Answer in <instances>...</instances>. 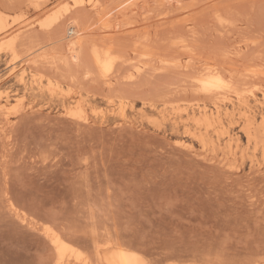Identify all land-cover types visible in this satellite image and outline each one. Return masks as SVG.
I'll return each mask as SVG.
<instances>
[{
  "label": "rangeland",
  "instance_id": "374dc122",
  "mask_svg": "<svg viewBox=\"0 0 264 264\" xmlns=\"http://www.w3.org/2000/svg\"><path fill=\"white\" fill-rule=\"evenodd\" d=\"M21 1L0 0V94L12 120L0 123V264H52L55 257L11 204L86 249L82 236L96 227L162 257L179 246L198 255L209 246L204 254H218L223 264H254L264 250V143L247 142L243 127L246 110L259 122L264 112V0H135V9L134 0H106L108 18L130 30L108 40L128 58L114 67L111 84L85 56L89 43L79 62L33 63L28 49L47 40L41 22L67 16L74 0H36L41 6L26 11L17 7ZM143 6L149 8L145 18ZM117 12L119 20L111 16ZM89 15L102 39V22ZM30 23L33 31L23 35L15 56L7 46L10 28ZM65 30L61 24L53 34ZM146 38L155 59L130 79L142 60L132 48ZM101 39L95 42L108 43ZM69 44L55 48L66 55ZM209 67L240 95L199 93L193 80ZM49 79L60 90H51ZM215 101L221 116L214 114ZM79 106L86 121L69 116ZM206 115L241 137L236 154V145L219 141L211 129L206 138L215 142L217 159L203 158L188 128L199 133L196 121ZM177 140L192 142L193 149Z\"/></svg>",
  "mask_w": 264,
  "mask_h": 264
},
{
  "label": "bare ground",
  "instance_id": "6f19581e",
  "mask_svg": "<svg viewBox=\"0 0 264 264\" xmlns=\"http://www.w3.org/2000/svg\"><path fill=\"white\" fill-rule=\"evenodd\" d=\"M104 2H106V0H88L87 2H85V0H74L72 6L68 7L70 5L69 4L65 9L64 15L66 12L68 13H66L67 16H65L64 18H63V14L60 15L53 14L44 21H42L39 30H42V32L47 35L46 36L47 40L40 42L36 47L28 49V53H29L28 55L30 54L32 55L34 53V56L32 55L30 60H32L33 63H36L38 58L46 61H51L54 63L67 62L68 60H71L72 62H79L82 60L83 56L88 50L90 54H88L87 52L85 56L89 55L88 57H90L91 62L98 70L100 76L106 80L105 81L106 83L111 84L112 82L110 83V81L112 80H110V78L113 76L111 74L113 72L114 67L119 63L120 64L125 63L127 61L126 59L128 58L125 57L126 58L125 59L123 57L124 55H120L121 53L120 54L117 53L118 49L116 48V46L110 45L108 40H113V38H115L114 36L115 35L117 36V33L119 32L124 33L130 30L128 28L124 29L122 26L117 27L116 24L112 22L111 18H108L109 14L112 11L111 9L106 8ZM142 4L144 5V3ZM131 5H133L132 7L135 9L136 7L135 0L132 1ZM40 6L41 4L40 3L37 4L36 0H25V1L22 0L20 3L17 4V7L19 8L20 11H26L29 10L31 7H40ZM143 7L145 8L144 11L145 13L144 18H145L148 15L149 8L148 6H143ZM80 12H83L84 14L80 16L79 15ZM93 13L97 15L96 20L102 22L101 24L102 39L98 37L97 33L94 31L95 28L94 22L92 23L90 21L92 16L89 14H93ZM3 14L4 13L0 8V23L5 21ZM111 16H114L116 20H119L122 17L121 12H117V14L115 15L111 14ZM88 17L90 22H88L87 21L88 19H86ZM85 19L87 24H85L86 23L84 21ZM116 20L113 19V21ZM61 24L66 25V30L65 32H63V35L59 36L60 33L53 34L56 31L57 27ZM33 25H34L33 23H30L17 27L14 26L10 28L12 31H10V33L8 34L9 40L7 42V46L15 56H18L17 44L21 40L23 41L22 38L23 35H25L30 31H33L32 30ZM97 39L107 41L108 43H100L101 42L100 40L99 42H95ZM65 40H70V44L67 49V52L65 53L66 55H62L59 54L56 48L58 47V44H60ZM88 43L90 44V47H88L89 46ZM104 44H109V45H104ZM55 45H57L56 48ZM47 46H50L51 49H49L50 47ZM45 47H47L48 50ZM87 47L89 49L86 50ZM44 48L46 51L43 50ZM132 49H133L132 51L136 53V55L138 54L137 57L139 58L140 56L142 60L138 59L139 62H137L135 70L129 75L130 79L136 78V76H138L141 73L143 68L145 69L148 66V64L155 59V51L152 45L150 44L149 38H146L144 41L136 42V44L133 46ZM41 50H43V52ZM37 51L38 52L40 51L41 53L39 52L38 54H36ZM163 62L165 65L171 63V61L167 59L163 60ZM88 73L90 72H87V74ZM22 79L23 80L25 79V72L23 73ZM193 81L197 85V90L199 93L210 97L212 96L218 98L219 95L230 91H233L236 94L240 95V93L236 90L235 86L232 84V81L229 80L226 75H224L223 73H221L220 71L216 70L213 67H209L207 69V72L203 73L199 77H196ZM48 86L53 91H56L60 88L59 82H56L52 79H49ZM72 93L74 94L73 89H72ZM75 95L79 96V91H76ZM240 97L241 96H239V98ZM7 102L8 101L4 100V98L0 94V123H3L4 126L12 123L11 112L5 111L6 110L5 107L8 104ZM214 103L216 106V111L214 112V114L221 116L220 104L218 103V101H215ZM244 115L246 116V125L243 127V131H244V135L248 139L247 142L254 143L256 147H258L260 144L264 143V112L261 115V119H262L261 122H259L258 116L251 115L247 110ZM69 116L75 120L82 122L87 120L86 115L84 114L81 106H79L75 110L70 111ZM196 125L200 129V132L198 133L196 130H192L191 128H188V133L194 139L198 140L199 143L201 144L202 148L205 151L204 153H206L203 156L205 160L212 161L217 159L214 154V151H217L216 150L217 148L215 147V142L209 141L206 138V134L209 133L211 129H214L216 131L219 141L223 137H226L229 139V147L231 146V144L236 145V148L231 150L232 154H236L237 151L240 149L241 137L239 135L234 134L229 127L227 126L225 127L221 122H220V126L218 125V127L221 129L220 130L216 126L215 122L212 121V119L206 115L201 119H197ZM4 126H0V127L4 129L5 128ZM194 139H192V142ZM192 142H188V140H177V143L182 147H185L186 149H193ZM223 161L224 159L219 162L222 163ZM212 193L214 192L212 191ZM212 193L210 192V194ZM10 209L13 211V213L17 216V218L21 222L23 223L26 222L28 225L35 228L52 246V249H54L55 251V254L53 253V256L55 255V257L53 258L54 260H52L53 261L52 264H223L224 261L220 256H218V254H214V252L204 254L206 248L209 247L208 245H207L208 247H205L203 253L200 255L194 253L195 251L194 252L189 250L186 251V249L183 250L184 252H182V249L184 248L183 246L182 247L179 246V248L181 247L180 249L181 251H179V248L177 247L178 248L177 253L175 252L173 253L172 248L171 249L168 248L171 250L172 253L162 257L160 255L161 253H158V251L156 253L154 249L153 252L150 249L145 248L146 246L140 247L137 246L136 244H132L131 241L130 242L128 241L129 243L125 242L123 241V239H119L118 237H116V235L111 230L109 229L99 230L96 227L90 229V231L86 232L85 234L83 233L84 235L82 237L84 238L88 247V249H86L83 248V245L81 247L80 244H77L76 242H74V240L70 239L71 237L70 238L69 236L67 237L66 234L63 233V231L59 230L58 227L57 229L54 225L50 223H44L41 224L40 226H37L36 223H33L32 221L29 220L27 215L22 214L20 211H18L17 208L13 206V204H11ZM197 240L198 239H196V241ZM211 249L214 248L211 247ZM178 251L181 252L182 254L181 253L178 254ZM217 251H220V249H217ZM223 251L225 252V249ZM162 253L164 252L162 251ZM168 253H170L169 250ZM262 254L263 255L260 256V258L255 259L254 264L264 263V250ZM225 262H227L226 259Z\"/></svg>",
  "mask_w": 264,
  "mask_h": 264
}]
</instances>
